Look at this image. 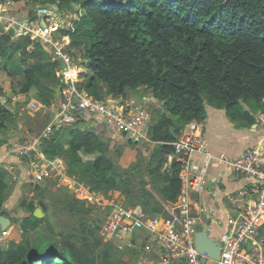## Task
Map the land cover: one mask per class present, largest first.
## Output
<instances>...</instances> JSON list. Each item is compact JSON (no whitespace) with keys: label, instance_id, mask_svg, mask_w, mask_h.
<instances>
[{"label":"trees","instance_id":"obj_1","mask_svg":"<svg viewBox=\"0 0 264 264\" xmlns=\"http://www.w3.org/2000/svg\"><path fill=\"white\" fill-rule=\"evenodd\" d=\"M12 1L28 5L31 17L37 4L56 6L61 14L78 7L75 18H69L72 25L59 28L70 39V53L77 56L80 51L87 69L79 76L78 89L97 98L131 94L160 104L147 126L148 137L155 141L149 156L138 154L125 167L118 161L123 146L109 148L103 132L80 129V122L44 138L42 153L60 157L66 175L91 191L116 190L126 204H140L150 214L167 216L165 205L174 203L181 189V164L172 160L167 165V155L182 130L190 123H202L207 107L224 109L236 128L250 127L259 122L257 114H264V0ZM58 67L51 47L27 35L14 36L12 30L0 34V71L17 82V88L12 87L16 94L34 91L35 99L45 105L57 101ZM15 75L22 80H15ZM6 102L0 100V130L16 117ZM83 155L94 158L84 160ZM0 169V215H4L10 184L7 171ZM45 189L35 184L38 203L19 200L18 206L28 215L12 219L19 224L20 240L7 248L0 243V264H128L120 260L122 253L130 256L129 263L136 261L138 250L120 252L103 240L99 232L105 214L68 188L61 191L52 213L74 218L77 226L71 227L74 232L51 229ZM36 205L43 217L34 215ZM94 211L98 214L92 215ZM40 221L47 222L46 232L31 235L29 230L39 227Z\"/></svg>","mask_w":264,"mask_h":264},{"label":"built area","instance_id":"obj_2","mask_svg":"<svg viewBox=\"0 0 264 264\" xmlns=\"http://www.w3.org/2000/svg\"><path fill=\"white\" fill-rule=\"evenodd\" d=\"M12 2H0V34L12 30L14 36L27 35L51 47L52 59L59 61L56 70L61 86L59 100L45 105L32 99L27 107L31 115L48 113L46 124L35 135L13 143L7 150L8 154L29 159V180L40 182L62 176L63 160L43 154L42 141L53 130L82 120L98 119L107 131L125 134L134 144L146 143L152 147L155 141L146 133L150 114L142 103L119 95L97 98L77 88L83 72L82 60L70 53L68 36L54 34L64 27L63 14L50 5L37 4L34 16L26 12L20 17L9 8ZM188 126L171 142L173 153L168 158L175 155L180 159L181 189L177 200L165 205L167 216L150 214L140 204L128 205L119 193L114 196L112 192L91 191L73 178L69 181L75 196L105 214L99 232L104 241L112 242L120 252L139 251L137 264H264V147L250 146L235 156L213 152L202 134L191 132ZM213 164L226 169L232 178L243 175L249 180L244 182L242 190L227 195L225 227L215 237L219 244L217 260L195 247V227L204 217L194 211L193 200V195L202 193L208 181V169ZM6 234V230L2 231L1 236Z\"/></svg>","mask_w":264,"mask_h":264},{"label":"rangeland","instance_id":"obj_3","mask_svg":"<svg viewBox=\"0 0 264 264\" xmlns=\"http://www.w3.org/2000/svg\"><path fill=\"white\" fill-rule=\"evenodd\" d=\"M19 5H22V2H12L9 5V8H11L12 12L16 13L18 16H25L26 12L29 9L28 5H23L21 8H19L20 7ZM34 8H35V6L33 7V11H34ZM51 8L56 9V6H52ZM76 9H78V7L76 5H73L72 9L69 12H66L65 14H63V16H62L63 21L61 23L62 26L64 25V27H69L70 25H72V21L69 18H71V17L75 18ZM78 11H79V14L82 12L81 10H78ZM68 13H69L68 17H65V16H67ZM54 34L56 35V37L62 36L59 33V29L56 30L54 32ZM77 56L81 59L80 51H78ZM82 69H83V71L87 70L83 64H82ZM1 75L3 78H2V80L0 79V85H1V87H3V89H5L4 90L5 93L3 92V95H4V98L9 99L8 102H6L7 107H10L11 110L16 112L17 118L19 117L18 120L20 122V125L25 127L24 123H27V122H28V124L32 125V127L30 129L31 135H28V136H24L25 133H21V132H23L24 128H23V130L17 128L18 127L17 123H15L17 121L16 118H15V121L13 120L12 123L8 124L6 129L0 130V145L2 144V142H4L3 148L8 149V147H10L13 143L22 142L23 140H25L24 138L29 139L33 134L35 135L38 131H40L44 127V125L46 124V122L48 120V113L41 112V113H38L35 115L29 114L27 107L29 104L28 99L30 100V97H28V98H25V97L17 98V96H15L16 98H13L12 94L16 95V93H12L10 88L13 87V85L17 88V82L11 81L12 84L7 83L6 80H8L9 78H8V75L5 71H1ZM128 98H135L138 102L142 103L147 108L150 116L152 115V112L154 109H158V110L160 109L159 108L160 104L154 98H137V97H135V95H131V94L128 95ZM34 100H36V99H34ZM58 100H59V98H58ZM257 119L259 122H257V124H255V126H253V127H247L246 126L245 129L239 128V130H235L236 127L234 126L233 127L234 130H233L232 126H230V125L226 126L225 123H220V124L218 123L217 125H214L213 131L215 134L224 135L227 132L231 131V129H232V133H233L232 135L239 134V133L242 135H246L247 137H251L252 139L257 140V141H254L253 144H255L259 141L261 144H263V147H264V114H257ZM84 121L85 120H82V121H80L82 124H78V127L80 129L94 128V126L89 125V122L85 123ZM225 121H227V123L229 122L231 124V122L229 120L225 119ZM90 123H92V121H90ZM200 124H202V123H190L188 125L191 127L190 129H192L191 132H193V133L200 132L201 133V131H200L201 129L199 127ZM100 126H101V129L98 128V130L97 129H95V130L103 131V135H104L103 138L107 142L109 148L113 149L116 146H118V144L123 146V149L121 150V154H120L119 159H118L119 163H121L122 166L125 167L129 163L134 161V159L137 157L138 154H141L143 156H149L151 146L146 145V144H134L129 139V137L127 135L122 134V133L109 132L104 128V126L102 124H100ZM128 140H130L133 143V145H130L128 143ZM221 140L223 141L224 138L221 137ZM246 140H248V139L246 138ZM241 142H243V141H241ZM243 144H245V143H243ZM246 148H248V147H244L241 150V152ZM6 152H7V150H6ZM90 157L92 158V156H90ZM22 160H23V158H22ZM1 162H2V160H0V168H4L1 166ZM1 170L2 169H0V171ZM21 171L22 172L16 171L13 174H11V176L9 175L11 178L13 175H15L17 179L14 180L13 182H16V181H17V183L20 182L21 186H22V190H21V193L19 194V197L17 198V202H19L20 199H23V198L26 199L28 197L29 198L32 197L31 189L34 186V184H32V183L41 184V185L45 186L46 189L44 190V192H45L44 194H46L45 196H47L49 198V202H48L49 203V206H48L49 210H48V213L46 214V216L48 217L47 220H48L49 225L51 226L50 228L55 230V231L66 230L67 232H74L71 229L72 226H77V224L75 225V223H74L75 222L74 218H69V217L66 218V215H63L60 213L59 214H53L52 213V210L55 209V206H56L54 204H56L57 201H59L61 199V195H62L64 188H68L69 193H74V190L72 189L73 184L71 181H69V178L67 177V175H65L63 173L62 176L59 178L56 176V178L60 179L61 181H58L55 178H52V180L48 179V181H47V178H46L45 180L40 181V182L30 183V182H27L26 178H25V175L26 174L28 175V173H29V169L28 168L26 170L21 169ZM7 174H8V172L6 173V175ZM70 179L73 180L72 178H70ZM47 187H50V188L48 189ZM244 187H245V183H243L242 186L239 187L236 191L242 190ZM116 193L117 192L113 193L114 196L118 195V193L117 194ZM74 195H75V193H74ZM121 198H122V196H121ZM50 201H53V202L50 203ZM15 207H17V205ZM21 212H22V209L18 206V209H17L16 214H15L16 219L19 220L22 218ZM97 214H98L97 211H94L92 213V215H97ZM62 223L65 224L66 226H62ZM46 225H47V222L40 221V226L37 227L35 230H29V233L33 236H35L37 234L36 231H42L45 233L47 230ZM20 236H21V232H20ZM19 240H20L19 232L14 236L13 235L11 236V234H9L7 237H4V236L0 237V243L5 248H7L9 246L10 242H18ZM119 257H120V260L124 263L128 262V264H137V261H135V260H132V262L129 263L130 262V256L128 254L122 253L121 255H119Z\"/></svg>","mask_w":264,"mask_h":264},{"label":"crops","instance_id":"obj_4","mask_svg":"<svg viewBox=\"0 0 264 264\" xmlns=\"http://www.w3.org/2000/svg\"><path fill=\"white\" fill-rule=\"evenodd\" d=\"M23 5H25V4L22 2V5H19L20 6L19 8H21ZM20 17H23V16H20ZM2 78L3 77H2L1 71H0V79L2 80ZM8 78L9 79L6 80L7 83L12 84L11 83L12 78L9 76H8ZM14 78H16L15 80H18V81H20L22 79V77L18 76V75H15ZM10 89H11L12 93H15L13 91L12 87ZM4 90L5 89H3V87H1V85H0V100L2 103L6 102V100L8 102V100H9V99L4 98V95H3ZM15 96H17V98H21V97L28 98V97H30V100L35 99L34 91H30L27 95L12 94L13 98H16ZM30 100L28 99V102ZM15 118L17 120L15 122V123H17V126H18L17 128L22 129V130L24 128L23 132H21V133H25L24 136L31 135L30 129H31L32 125L28 124V122H27V123H24L25 127H23L22 125H20V122L18 120L19 117L17 118V115H16ZM15 118H14V121H15ZM225 119L229 120L225 115L224 109H216L213 107H207L206 119L202 122V124L199 125V127L201 129L200 130L201 134L206 139L207 146L213 152H223L229 156H235V155L239 154L244 147H250V146H256V145L263 147V144H261L259 141L255 144H253V142L257 141V140L252 139L251 137H247L246 135H242L240 133L234 134L235 136L232 135L233 134L232 129L234 130V128H233L234 124L233 123L230 124L229 122L227 123V121H225ZM256 119H257V117H256ZM90 121H92V123H90ZM257 121H258V119H257ZM84 122L85 123L89 122L90 126H94V128H91L89 130H95V129L98 130V128L101 129V126H100L101 123H100V121H98V119H95V118L88 119V120L86 119ZM218 123L219 124L225 123L226 126H228V125L232 126L231 131L227 132L224 135L215 134L213 131V127H214V125H217ZM79 124H82V123L80 122ZM255 124H257V123H255ZM253 125L254 124H252L250 127H253ZM245 127H239V128L245 129ZM188 128H191V127L188 126ZM239 128H237V129L235 128V130H239ZM101 132H103V131H101ZM221 137L224 138L223 141L221 140ZM246 138L248 140H246ZM24 139L26 140V138H24ZM241 141H243V142H241ZM243 143H245V144H243ZM3 145H4V142H2V144L0 145V160H2L1 166L4 167L5 170H7V172H8L7 179H8V183L10 184L9 194L7 195L6 201L4 202V208L6 209L7 214H4L3 216H5L6 218L9 219V224H8V227L6 228L7 234L4 237H7L9 234H11V236L12 235L14 236L18 232H19V237H20L21 231L19 229L20 228L19 224L16 222H13L12 219H15V214H16V211L18 209L17 198L19 197V194L21 193L22 186H21L20 182H18V183H17V181L13 182L14 180L17 179L15 175H13L12 178L10 176H11V174H13L16 171L22 172L21 169L26 170L28 168L27 162L29 161V159L23 158V160H22V158L8 154L6 152V150H8L10 147H8V149L3 148ZM170 154H168V155H170ZM168 155H167V165H169L172 160H176L177 162L180 163V161H179L180 159L178 157L173 155L171 158H168ZM90 156H92V158ZM93 158H94V155H83L84 160L91 161V160H93ZM65 175H66V173H65ZM67 177L69 179L71 178L69 176H67ZM25 178H26L27 182L32 183V181L29 180V173H28V175L27 174L25 175ZM52 178L57 179L56 177H52ZM52 178H50V179L52 180ZM207 180L208 181H207L206 185L204 186L202 193L200 195H193L194 211L203 214L204 219H203L202 223H205V221L209 219L208 220V228L210 229V235L213 237H218L223 232L224 227H225L224 219H225L226 214H227L228 202H229L227 195L235 192L239 187L242 186V184L244 182H247L249 180L243 175H239L236 178H232L229 175V172L226 171V169H224L221 166L216 165V164H213L209 167L208 174H207ZM47 181H48V179H47ZM32 184H34V186L31 189L32 197L31 198L28 197L26 199L28 201L34 200V203H36V202L38 203V199H40V198L35 193V190H34L35 183H32ZM80 184H82V183H80ZM38 185L40 187H45L41 184H38ZM47 188L49 189L50 187H47ZM109 192L119 193L116 190L115 191H109ZM42 193H43V190H42ZM45 195L46 194H44V201H45V203L49 204L48 203L49 198ZM16 205H17V207H15ZM36 209H39L40 211L39 212L35 211ZM34 211L39 215V217L44 216V212L40 209L39 206H37L34 209ZM27 215H28V213L22 209L21 217H24ZM0 231H1V229H0Z\"/></svg>","mask_w":264,"mask_h":264},{"label":"water","instance_id":"obj_5","mask_svg":"<svg viewBox=\"0 0 264 264\" xmlns=\"http://www.w3.org/2000/svg\"><path fill=\"white\" fill-rule=\"evenodd\" d=\"M60 89V85L55 88L54 92L56 98H59ZM253 126H255V124ZM35 211L39 212L40 210L36 209ZM35 211L34 215L39 217V215ZM208 220H206L205 223L196 224L195 247L200 253L206 254L208 257L217 260L219 258V244L218 240L210 235V229L208 228ZM8 224L9 219L3 215H0V229L5 230L8 227ZM203 260L204 258H202V261Z\"/></svg>","mask_w":264,"mask_h":264},{"label":"clouds","instance_id":"obj_6","mask_svg":"<svg viewBox=\"0 0 264 264\" xmlns=\"http://www.w3.org/2000/svg\"><path fill=\"white\" fill-rule=\"evenodd\" d=\"M5 230H6V229H5ZM5 230H1V231H0V237H2V236H1V235H2V231H5Z\"/></svg>","mask_w":264,"mask_h":264}]
</instances>
